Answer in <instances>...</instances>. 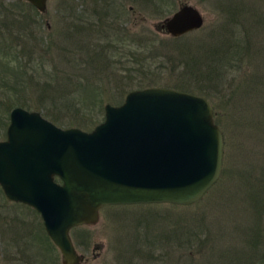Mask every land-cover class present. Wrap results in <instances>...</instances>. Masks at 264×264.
Here are the masks:
<instances>
[{"label":"rangeland","instance_id":"obj_1","mask_svg":"<svg viewBox=\"0 0 264 264\" xmlns=\"http://www.w3.org/2000/svg\"><path fill=\"white\" fill-rule=\"evenodd\" d=\"M107 1L111 0H48L47 11L45 13L38 11L37 17L31 18V20L39 21L38 27L30 24L23 29L21 24V27L16 28L18 24L12 27L8 23L10 21L6 23V26L4 25L6 28H2L1 32L6 35L7 40H11V51H9L10 54L0 52L3 59L9 62V67L0 62V140L5 139L10 111L17 106L39 111L59 127H79L87 130L82 122H91L89 118H93L95 122H102L106 103L118 105L123 102L126 93L122 96L119 92L113 93L117 91L118 83L113 84V87L111 84L110 87L105 85L107 77L102 76L105 69L100 70L101 73L97 71L99 74L95 76L100 80L99 82L96 80V86L103 90L98 93L102 96L100 102L85 104L87 108L78 109L77 104L74 107H66L61 105L63 103L61 99L54 101L48 99L60 90L67 92L70 85L68 74L72 66L71 61L68 62V60L78 57L79 54L89 59L93 45L107 40L100 31V18H102L100 16L104 11L98 10L105 8ZM112 1L115 5L121 6L120 28L129 29L127 36L117 40L118 46L121 47L119 53L116 52L117 56L111 54L113 61L118 60L117 57L122 54V64L127 67L124 70L118 68L120 65L114 67L112 73L116 75L126 77L134 75V72L128 71L134 65L138 67L132 54L133 43L136 39L142 41V38L152 37L154 40L151 48H157L158 53L155 52V57L148 58V62L145 61L143 66L146 81L142 85L170 86L204 96L197 88L191 86L178 88V82L191 81L193 86L210 89L212 80L204 79L202 83L192 80L188 75L183 76L184 79L181 80L178 73L180 68L183 69L182 64L179 65L177 59V61L173 58L166 60L167 52L172 51V48L168 46L175 43L174 39L177 37L157 30L155 24L171 15L181 4H192L204 16V23L201 28L185 34L184 40L188 43L204 40L211 42V34H225L223 25L229 23V19L232 23L229 11L237 1H242L243 10L240 12L248 15L243 18V25L238 27L239 31L242 30L239 36L244 34L245 40L248 36L250 37L254 44V53L249 62L244 60L240 70L231 69L226 77L234 76L235 87H237L247 72L264 74V26L257 23V18L261 16L264 18V0H157L159 5H155L150 0H146L148 5L144 4V0ZM7 4L13 8L11 12L14 15L10 14L12 19H21V14L24 16L32 10L25 4L20 6L25 10V12L20 11V14L11 1H7ZM130 6L133 7V11L128 10ZM21 20L24 21L23 18ZM89 21L96 25V28H92L91 31ZM125 21L128 23L122 24ZM1 22L0 20V25ZM144 29L146 33L143 32ZM11 30L12 36L9 35ZM18 32L21 36L20 40L14 37V34L16 36ZM108 32L110 34L113 31ZM36 35L40 37L39 40H35ZM162 41L166 47L162 46ZM246 43L248 42H244L243 45ZM14 44L17 46H13ZM90 45L92 48H89ZM80 46L82 49H79ZM16 47L17 52L14 53ZM100 50L99 47L94 48L92 54L96 55ZM77 51L82 53L77 54ZM125 53H127L126 58ZM78 60H80L79 57ZM77 75H81L83 80L91 78V74L87 76L82 70L78 73L71 72L74 78H77ZM140 79L143 78H138ZM135 88L138 87L133 89ZM41 99L43 104L40 103ZM209 101L216 112L215 116L219 119L223 115V120H227L230 112L236 114L233 101L228 100L226 89H222L219 98L209 99ZM248 103L247 100V106ZM42 105L45 106L41 108ZM243 111H246V117L253 118L252 121H254V112H250L249 115L246 106ZM245 130V142L248 145L252 142V130L248 123ZM228 139L236 142L232 140L231 132H227V144H229ZM225 153L224 144L223 165ZM197 205H110L101 208L97 223L81 225L78 229L71 230L76 249L84 256L80 264H201V261L206 260L205 257L210 253L212 241L211 235L205 237V232L200 231L202 227L196 220L201 221L204 203L199 201ZM231 257L227 254L220 255V258L225 260ZM208 260L212 262L213 257L210 256ZM0 264H62L61 254L47 236L39 213L26 204L6 200L1 188Z\"/></svg>","mask_w":264,"mask_h":264},{"label":"water","instance_id":"obj_2","mask_svg":"<svg viewBox=\"0 0 264 264\" xmlns=\"http://www.w3.org/2000/svg\"><path fill=\"white\" fill-rule=\"evenodd\" d=\"M18 1L47 11L48 0ZM203 23L200 10L183 3L155 27L179 37ZM223 160L209 99L152 85L106 103L103 121L89 131L14 107L0 140V188L6 200L39 213L62 264H80L73 228L97 223L108 205H192L218 182Z\"/></svg>","mask_w":264,"mask_h":264},{"label":"trees","instance_id":"obj_3","mask_svg":"<svg viewBox=\"0 0 264 264\" xmlns=\"http://www.w3.org/2000/svg\"><path fill=\"white\" fill-rule=\"evenodd\" d=\"M150 1L155 5L158 4L157 0ZM11 2L13 6L15 5L16 11L25 12L24 9L20 8V6L25 4L32 10L24 16L20 12L21 19L23 18L24 21L20 18L12 19L10 14L14 15L11 12L13 8L9 7L11 5H8L7 1L0 0V20L2 21L0 25V52L4 54H8L11 51V40H7L6 35L1 32L2 28H6L8 21H10L8 23L12 27L18 24L16 28L21 27L20 25L23 24V29L29 27L30 24H34L37 27L40 24L37 19L31 20V18L37 17L38 14V10L34 6L25 1L13 0ZM144 2L145 5H148L146 0ZM242 10V1H237L234 6L230 7L229 12L232 23H230L229 19V23L227 22L226 25H223L222 29L225 30V34H211V42L204 40L190 43L184 40V35L179 36L174 39L175 43L168 46L172 48V51L166 54V60L167 58H173L175 61L178 60L179 65L182 64L183 69L180 68L178 73L181 76V80L184 79L183 76L185 75L202 83L204 79L212 80L210 89L193 86L191 81L178 82V88H188L189 86L197 88L201 94L211 100L219 98L222 94V89H226L228 91V100L233 101L234 110H236V114L229 113L227 120H223V115L220 119L217 118L215 116L216 112H214L215 122L220 125L224 136L226 157L218 182L199 200L204 203L202 207L204 210H202L201 221L199 219L196 221L202 227L200 231L205 232V237L211 235L210 239L212 241L210 253L205 257L206 260L201 261V264H264V74L257 75L256 73L250 74L247 72L237 87H235L236 78L234 76L226 77L231 69L237 68V70H240L244 60L249 62L251 55L254 53V44L250 37L248 36L247 40H245L244 34L241 37L239 36L242 30L239 31L238 27L243 25V18L248 16L245 13H241L240 11ZM253 21L255 22V19ZM257 23L264 26V18L262 16L257 18ZM88 24L90 31L92 28H96V25L94 26L91 21ZM100 31L106 36L107 40L94 44L93 48L91 45L89 46V48H92L88 56L89 59H85L82 54H79L82 51H77L80 60H78V57H72L68 60V62L71 61L72 66L69 70L70 74H68L70 85L67 88V92L60 90L59 93L49 96L48 99L52 101L61 99L63 101L61 105L66 107H74L77 104L78 109L87 108L88 106H84L85 104L100 102L102 96L98 93L103 90L96 86V80L98 82L100 80L99 78L96 79L95 76L99 74L97 71L100 72L102 69H105L102 72V76L104 78L107 77V81L105 80L104 82L105 85L107 84L109 87L110 84L112 87L116 83L119 85L117 91L113 92L114 94L119 92L120 96H122L134 87H146L142 85L146 81L143 65L145 61L148 62V58L151 59L156 56L155 52L158 53L157 48H151L154 38L146 37L147 40L146 38H142V41L139 39L135 40L132 54L138 67L134 65L131 68L133 71L128 70L130 71L129 73L134 72V75L126 77L112 73V69L118 65H120L118 66L120 70H124L127 67L122 64V54L117 57L118 60L114 61L111 60L113 59L111 54L117 56L119 49H121L117 40L122 36H127L128 31L126 30L125 33L114 29L110 34L102 28ZM143 32L146 33V29ZM9 35L12 36V30ZM14 37L21 39L19 32L16 36L14 34ZM39 39L40 37L36 35L35 40ZM41 39L43 41V38ZM244 42L248 43L243 45ZM161 44L166 47L163 41ZM13 46L17 45L14 44ZM98 47L101 50L96 55L92 54L94 48ZM105 48L107 49L104 50ZM14 49V53H16L17 47ZM79 49H82L81 46ZM124 56L126 58L127 53ZM0 62L9 67V62L5 61L1 54ZM125 62L128 61L125 60ZM80 70L86 72L87 76L91 74V78L83 80L81 75H77V78L71 76V72L78 73ZM138 78L143 79L138 80ZM261 79L263 80L261 81ZM247 100L249 107L246 105ZM40 103L43 104V99H41ZM43 106L45 105H42L41 108ZM244 106L249 110V115L250 112L255 113L254 121H252L253 118L246 117V111H243ZM89 119L92 121L82 122V125L87 127V130H91L99 123L95 122L93 118ZM246 123L252 130V142L248 145L245 142ZM258 130H260V133H258ZM227 132H231L232 140H236V142H231L228 139L229 144H227ZM199 201L194 204L197 205ZM79 227L81 226L72 230ZM222 254L231 255L232 257L226 260L224 258L221 259L220 255ZM210 256L213 257L212 262L208 260Z\"/></svg>","mask_w":264,"mask_h":264},{"label":"flooded vegetation","instance_id":"obj_4","mask_svg":"<svg viewBox=\"0 0 264 264\" xmlns=\"http://www.w3.org/2000/svg\"><path fill=\"white\" fill-rule=\"evenodd\" d=\"M120 7H121L120 4L115 5L114 1L111 0V1H107L105 8L98 9V10L104 11L102 13V16H100V17H102V18H100V20H101V28L103 30L113 31L115 29V30H121L122 32H126V30L127 31L129 30L126 27L120 28L121 27L120 26L121 13L119 11V9H121ZM128 10L133 11V7L130 6V8ZM126 23H128V21L122 22V24H124V25ZM159 31L164 32L163 30H160V29H159Z\"/></svg>","mask_w":264,"mask_h":264},{"label":"bare ground","instance_id":"obj_5","mask_svg":"<svg viewBox=\"0 0 264 264\" xmlns=\"http://www.w3.org/2000/svg\"><path fill=\"white\" fill-rule=\"evenodd\" d=\"M192 32V31H191ZM132 205H138V204H132Z\"/></svg>","mask_w":264,"mask_h":264}]
</instances>
